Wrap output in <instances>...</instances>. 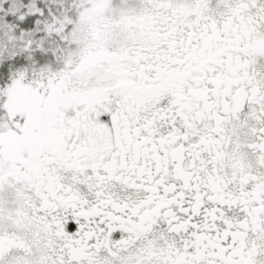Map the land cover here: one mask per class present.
Wrapping results in <instances>:
<instances>
[{
	"label": "snow or ice",
	"instance_id": "snow-or-ice-1",
	"mask_svg": "<svg viewBox=\"0 0 264 264\" xmlns=\"http://www.w3.org/2000/svg\"><path fill=\"white\" fill-rule=\"evenodd\" d=\"M0 264H264V0H0Z\"/></svg>",
	"mask_w": 264,
	"mask_h": 264
}]
</instances>
